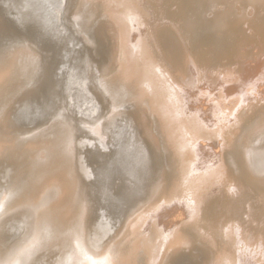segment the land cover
Wrapping results in <instances>:
<instances>
[{"label":"rangeland","instance_id":"obj_1","mask_svg":"<svg viewBox=\"0 0 264 264\" xmlns=\"http://www.w3.org/2000/svg\"><path fill=\"white\" fill-rule=\"evenodd\" d=\"M24 1L0 0V263L264 264V0H66L57 29Z\"/></svg>","mask_w":264,"mask_h":264},{"label":"bare ground","instance_id":"obj_2","mask_svg":"<svg viewBox=\"0 0 264 264\" xmlns=\"http://www.w3.org/2000/svg\"><path fill=\"white\" fill-rule=\"evenodd\" d=\"M66 2V0H25L24 1V3H25V5H28V6H34V9H36V10H39V12L41 13V15H42V19H43V21L46 23V24H48L49 26H51V27H54V28H56L57 29V27L61 24V22H62V20L64 19V3ZM250 7V6H249ZM238 14V13H237ZM84 15V14H83ZM82 16V15H81ZM117 16V15H116ZM117 18H119V17H117ZM38 19H40V18H38ZM41 19V20H42ZM40 20V21H41ZM42 22V21H41ZM40 22V23H41ZM44 22H42V23H44ZM119 22V21H118ZM41 23V24H42ZM40 24V25H41ZM122 25H123V23H121ZM120 24V25H121ZM44 25V24H43ZM47 25V26H48ZM124 26V25H123ZM122 26V27H123ZM248 26V25H247ZM45 28V27H44ZM44 30V29H43ZM124 30V29H123ZM48 31V30H47ZM53 31V30H52ZM56 31V30H55ZM174 31V30H173ZM124 32V31H123ZM251 34V33H250ZM82 37V36H81ZM179 37V36H178ZM124 45V44H123ZM260 46H261V44H260ZM261 49V48H260ZM184 51V50H183ZM71 56V55H70ZM71 58V57H70ZM74 58V60H75V57H73ZM70 60V59H69ZM77 60H78V58H77ZM80 60V59H79ZM78 60V61H79ZM81 60H83V59H81ZM81 60H80V62H81ZM70 62V61H69ZM72 63V62H71ZM70 63V64H71ZM79 63V62H78ZM85 64V63H84ZM81 66H83V65H81ZM87 67H88V64L86 65ZM84 67H82L81 69H83ZM81 69L80 70H78V71H81ZM86 69V68H85ZM84 70V69H83ZM85 71V70H84ZM86 71H88L89 72V74H90V70H86ZM82 72H80V74H81ZM88 74V73H87ZM93 74V73H92ZM89 77V75H83V76H80V75H78L77 73H75V72H70L69 73V75L67 76V78H66V87L64 88L65 89V94H64V100H63V102L64 101H66V103H67V105H69L70 106V108L72 109V111H74L75 113H77V114H80V115H84V116H87V117H92L94 114L96 115V114H99L100 113V108L97 106V104L95 103V100H94V98H93V96L92 97H90L89 96V94L91 95V93H89V91H88V86L90 85H88V77ZM91 76V75H90ZM92 77V76H91ZM25 79V78H24ZM100 80V79H99ZM90 83V82H89ZM115 85V84H114ZM106 90V89H105ZM91 92V91H90ZM64 93V92H63ZM106 94V93H105ZM104 94V95H105ZM108 96V95H107ZM118 104V103H117ZM261 105V104H260ZM118 110V109H117ZM52 111V110H51ZM111 112V111H110ZM116 115H117V113H116ZM109 116L110 115H108V118H109ZM61 117V116H60ZM102 117V116H101ZM104 117V116H103ZM111 117V116H110ZM57 118V117H56ZM112 118V117H111ZM114 118V117H113ZM113 118H112V120H113ZM106 120V122H107V119H105ZM68 121V120H67ZM95 121V120H94ZM99 121V120H98ZM104 121V120H103ZM113 121H115V119L113 120ZM111 122V121H110ZM258 122V121H257ZM85 123V122H84ZM87 123V122H86ZM92 123V122H91ZM88 124V123H87ZM86 124V125H87ZM96 124V123H95ZM95 124H93L94 126H95ZM106 124V123H105ZM85 125V124H84ZM91 126H92V124H90ZM263 125V124H262ZM68 126H71V123H70V125H68ZM107 127H108V125H106ZM259 126H260V122H259ZM258 126V127H259ZM106 127V128H107ZM231 127V126H230ZM71 128V127H70ZM84 127H82V129H83ZM86 128V127H85ZM84 128V129H85ZM262 128V127H261ZM73 130H74V128H73ZM87 130V129H86ZM91 130V134L93 135V137L92 138H85V139H82V143H81V145L80 146H82V147H85V146H90V147H96V146H98L99 148L100 147H102V148H107V146L106 145H108L107 144V142L104 140V138L101 136V131H102V122H101V126L100 125H98V127H92V129H90ZM104 130H106L105 128H104ZM264 130V129H263ZM75 133V132H74ZM104 134H105V132H104ZM262 134V133H261ZM106 135V134H105ZM117 136L119 137V135L117 134ZM263 136V135H262ZM90 137V136H89ZM227 137V136H226ZM76 137H74V139H75ZM264 138V137H263ZM106 140H107V138H106ZM126 140V139H125ZM124 140V141H125ZM225 140V139H224ZM128 141V140H127ZM130 142H129V144L125 147L124 146V148H125V152H128L127 154H129L130 153V157L131 158H133L132 160L133 161H135V163H136V165H137V169H138V166H140L139 168H143V166L145 165L146 166V158H145V154L144 153H146V152H144L143 150H141L142 149V147H141V149L139 150L138 148H134V144L132 143V141L131 140H129ZM135 141V140H134ZM77 142V141H76ZM75 143V142H74ZM127 143V142H126ZM256 143V142H255ZM258 143H260V142H258ZM76 144V143H75ZM67 145V144H66ZM118 145H120V144H118ZM117 145V146H118ZM255 145V144H254ZM260 145V144H259ZM263 146V145H262ZM93 147V148H94ZM120 147V146H119ZM121 147H123V146H121ZM138 147V146H137ZM140 147V146H139ZM252 147H253V145H252ZM56 149V148H55ZM77 149H78V146H77ZM98 149V148H97ZM120 149V148H119ZM135 149V150H134ZM247 149H249L248 147H247ZM251 149V148H250ZM249 149V150H250ZM263 149V148H262ZM98 150H100V149H98ZM120 150H122V148L120 149ZM246 150V149H245ZM256 150V149H255ZM101 151V150H100ZM130 151V152H129ZM257 151V150H256ZM54 152V151H53ZM97 152V151H96ZM144 152V153H143ZM252 152V151H251ZM251 152H250V154H251ZM261 152V151H260ZM79 153V152H78ZM122 154H123V152H121ZM224 153V152H223ZM247 153H249L248 151H247ZM262 153V152H261ZM260 153V154H261ZM56 154V153H55ZM77 154V153H76ZM97 154V153H96ZM126 154V153H125ZM246 154V153H245ZM78 155V154H77ZM98 155V154H97ZM107 155H108V153H107ZM118 155V154H117ZM79 156V155H78ZM100 156H102V155H100ZM106 156V155H105ZM127 156V155H126ZM248 156V155H247ZM258 156V155H257ZM264 156V155H263ZM121 157V156H120ZM119 157V158H120ZM250 157V156H249ZM249 157H247L248 159H249ZM103 158H104V156H103ZM252 158V157H251ZM98 159H99V157H98ZM110 159V158H109ZM112 159V158H111ZM110 159V160H111ZM117 159V158H116ZM126 159H127V157H126ZM125 159V160H126ZM77 160V159H76ZM103 160H105V159H103ZM113 160V159H112ZM120 160H122V159H120ZM124 160V159H123ZM250 160V159H249ZM114 161H115V158H114ZM252 161V160H251ZM104 162V161H103ZM106 162V161H105ZM109 162V161H108ZM117 162H118V160H117ZM116 162V163H117ZM123 162V161H122ZM125 162V161H124ZM128 162H129V160H128ZM115 163V162H114ZM131 163H132V161H131ZM134 163V164H135ZM77 164H78V162H77ZM119 164V163H118ZM128 164V163H127ZM133 164V165H134ZM99 165V164H98ZM101 165H103V164H101ZM110 165H111V163H110ZM124 166H125V164H123ZM132 165V166H133ZM260 165V164H259ZM90 166V165H89ZM88 166V164L86 163V161L85 160H81V162H80V169H81V172L85 175V176H88V177H92V170H91V167H89ZM105 166V165H104ZM112 166V165H111ZM115 166H117V164L115 165ZM119 166V165H118ZM135 166V165H134ZM110 167V166H109ZM108 167V168H109ZM130 167V166H129ZM147 167V166H146ZM145 167V168H146ZM254 167V166H253ZM93 168V167H92ZM102 168V167H101ZM115 168V167H114ZM118 168V167H117ZM134 168V167H133ZM148 168H149V166H148ZM98 169V168H97ZM100 169V168H99ZM99 169H98V171H99ZM105 169V168H104ZM129 169H131V168H129ZM103 170V169H102ZM116 171H117V169H115ZM123 170V169H122ZM131 170H133V169H131ZM136 170V169H135ZM140 170V169H139ZM261 170V169H260ZM104 171V170H103ZM102 171V172H103ZM126 171H128V170H126ZM134 171V170H133ZM145 171V170H144ZM252 170L250 169V172H251ZM255 171V170H254ZM79 172H80V170H79ZM80 172V173H81ZM101 172V173H102ZM106 172H108V171H106ZM128 172H130V171H128ZM145 172H147V171H145ZM258 172H259V170H258ZM261 172V171H260ZM262 172H263V169H262ZM81 173V174H82ZM93 173H94V171H93ZM95 173H97V170L95 171ZM99 173V172H98ZM97 173V174H98ZM100 173V174H101ZM110 172H108V174H109ZM124 173V172H123ZM138 173V172H137ZM252 173V172H251ZM254 173V172H253ZM264 173V172H263ZM103 174H105V172L103 173ZM102 174V175H103ZM119 174V173H118ZM132 174H133V172H132ZM258 174H260V173H258ZM107 175V174H106ZM110 175V174H109ZM112 175H114V174H112ZM112 175H111V177H112ZM134 175V174H133ZM262 176H263V174H261ZM94 176V175H93ZM101 176V175H100ZM99 176V177H100ZM115 176H117L116 174H115ZM127 176V175H126ZM137 176V175H136ZM136 176H134L136 179L138 178V176L136 177ZM141 176V175H140ZM143 176V175H142ZM142 176H141V178H142ZM95 177V176H94ZM106 177V176H105ZM119 177V176H118ZM123 177V176H122ZM259 177V176H258ZM101 178H102V176H101ZM104 178V177H103ZM117 177H115V179H116ZM135 178H133L134 180H135ZM140 178V177H139ZM138 178V179H139ZM96 179V178H95ZM99 179V178H98ZM118 179V178H117ZM260 179V178H259ZM107 180V179H106ZM113 180V179H112ZM132 180V179H131ZM131 180H130V182H131ZM133 180V181H134ZM143 180H144V178H143ZM101 181H103V180H101ZM139 181H141V179L139 180ZM99 182V181H98ZM106 182H108V181H106ZM103 183V182H102ZM101 183V184H102ZM100 184V185H101ZM136 184H137V180H136ZM140 184V183H139ZM60 184H58V186H59ZM111 185H113V184H111ZM26 186V185H25ZM103 186V185H102ZM55 187V186H54ZM61 187V186H60ZM81 187V186H80ZM101 187V186H100ZM106 188H107V186H106ZM111 188V187H110ZM109 188V189H110ZM57 189H59V187L58 188H54V189H52L50 192V195H49V197L53 194V193H55V194H58L59 192H58V190ZM108 189V188H107ZM108 189V190H109ZM60 190V189H59ZM81 191H82V189H80ZM101 190H102V188H101ZM112 191V190H111ZM110 191V192H111ZM114 191V190H113ZM58 192V193H57ZM103 192V191H102ZM106 192V191H105ZM78 193V192H77ZM82 193H83V191H82ZM107 194V193H106ZM109 194V193H108ZM110 194H112V193H110ZM109 194V195H110ZM117 194V193H116ZM113 195V194H112ZM48 196V195H47ZM53 196V195H52ZM111 196V195H110ZM109 196V197H110ZM114 196V195H113ZM112 196V197H113ZM204 196V195H203ZM103 197L105 198V196L103 195ZM102 197V198H103ZM106 197H108V195L106 196ZM121 198H124V197H122V196H120ZM11 198V197H10ZM116 198V197H115ZM126 198V197H125ZM29 199V198H28ZM27 199V200H28ZM108 199V198H107ZM111 199V198H110ZM49 200V199H48ZM53 200V199H52ZM105 200V199H104ZM127 200V199H126ZM199 200V199H198ZM117 201H118V199H117ZM116 201V202H117ZM120 201V200H119ZM27 202H29V201H27ZM122 202V201H121ZM108 203V202H107ZM22 204V203H21ZM20 204V205H21ZM30 204V203H29ZM48 204V203H47ZM118 204V203H117ZM123 204V203H122ZM125 204V203H124ZM16 205V204H15ZM109 205H111V203H110V201H109V204H108V206ZM120 205V204H119ZM119 205H116L118 208H119ZM18 206V205H17ZM51 206V205H50ZM26 207H27V204H26ZM31 207V206H30ZM14 208V207H13ZM13 208H12V210H13ZM17 208V207H16ZM33 208V207H32ZM95 208V207H94ZM108 208V207H107ZM114 208V207H113ZM117 208V209H118ZM7 209V208H6ZM22 209V208H21ZM30 209V208H29ZM115 209V208H114ZM113 209V210H114ZM32 210V209H31ZM33 210H34V208H33ZM86 210V209H85ZM104 210V209H103ZM110 210V209H109ZM118 210H121V209H118ZM16 211H17V209H16ZM26 211V210H25ZM29 211V210H28ZM35 211V210H34ZM36 211H37V209H36ZM221 211V210H220ZM6 212V211H5ZM10 212V211H9ZM86 212V211H85ZM14 213V212H13ZM24 213V212H23ZM134 213V212H133ZM101 214V213H100ZM24 215V214H23ZM118 215V214H117ZM7 216V215H6ZM13 216V215H12ZM16 216V215H15ZM14 216V217H15ZM25 216V215H24ZM4 217H5V215H4ZM17 217V216H16ZM85 218V217H84ZM106 219V218H105ZM6 220V219H5ZM24 220V219H23ZM108 220V219H107ZM15 221V220H14ZM22 221V220H21ZM3 222V221H2ZM102 222V221H101ZM106 222V221H105ZM17 223H18V221H17ZM22 223V222H21ZM4 224H5V222H4ZM14 224V223H13ZM12 224V225H13ZM20 224V223H19ZM95 224V223H94ZM6 225V224H5ZM86 225V224H85ZM96 225V224H95ZM105 223H101V225H100V228H98V230H97V238H99L100 239V237L102 236V234L104 233V231L106 230L105 228ZM1 226V225H0ZM97 226V225H96ZM4 227V226H3ZM12 227V226H11ZM17 227V226H16ZM108 227V226H107ZM7 228V227H6ZM12 229V228H11ZM14 229H15V226H14ZM13 229V230H14ZM17 229H18V227H17ZM17 229H15V230H17ZM21 229V228H20ZM19 229V230H20ZM38 228L36 227L35 228V230H37ZM0 230H1V228H0ZM10 231H12V230H10ZM110 231V230H109ZM16 232V231H15ZM39 232H41V231H39ZM38 233V232H37ZM114 233V232H113ZM96 234V233H95ZM106 235H107V233H106ZM38 236H39V234H38ZM108 236V235H107ZM106 236V237H107ZM96 238V239H97ZM30 239H31V237H30ZM91 239V238H90ZM102 239V238H101ZM92 240V239H91ZM98 241V240H97ZM96 241V242H97ZM221 241V240H220ZM102 242V241H101ZM98 243V242H97ZM87 245H88V247H91L92 249H93V251L95 252V250H94V245L92 244V242L90 241V240H88V243H86ZM232 245V244H231ZM87 247V248H88ZM217 247H218V245H217ZM219 248V247H218ZM26 252V251H25ZM236 252V251H235ZM24 255V254H23ZM28 256V255H27ZM26 256V257H27ZM25 258V257H24ZM23 259V258H22ZM201 260V259H200ZM198 261V260H197ZM0 264H5V263H0ZM108 264V263H107Z\"/></svg>","mask_w":264,"mask_h":264}]
</instances>
